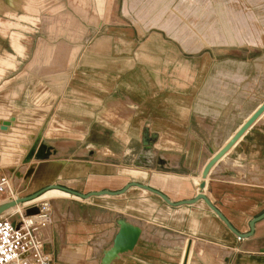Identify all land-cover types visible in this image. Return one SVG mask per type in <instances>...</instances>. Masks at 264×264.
<instances>
[{"label":"crops","instance_id":"obj_1","mask_svg":"<svg viewBox=\"0 0 264 264\" xmlns=\"http://www.w3.org/2000/svg\"><path fill=\"white\" fill-rule=\"evenodd\" d=\"M114 1L115 23L82 20L86 26L76 33L87 41L76 47L78 56L72 46L66 47L67 60L60 59L64 53L48 42L34 49L25 66L1 77L0 102L11 109L0 122V166L18 163V153H29L37 139V148L46 144L52 150L49 160H31L20 196L50 185L83 195L119 192L133 182L175 204L193 200L208 163L264 104H254L253 78L264 75L261 64L241 68L249 72L242 79L236 54L221 59L201 50L188 53L169 26L134 19L129 0ZM235 7L232 0L226 2L227 21H234ZM241 8L242 32H231L227 45L259 48L264 40L251 39L247 10ZM61 32H49L44 44ZM11 41L21 52L19 36ZM4 65L13 66L12 61ZM5 122L10 126L3 129ZM146 131L154 149L152 167L141 164ZM205 182L208 201L237 232H252L251 238L232 233L205 201L174 207L142 188L87 200L50 190L8 216L19 220L32 204L48 205L50 220L37 236L58 264H102L121 219L142 235L133 251L112 264H184L189 246L187 264H264V219L250 228L264 215V114Z\"/></svg>","mask_w":264,"mask_h":264},{"label":"rangeland","instance_id":"obj_2","mask_svg":"<svg viewBox=\"0 0 264 264\" xmlns=\"http://www.w3.org/2000/svg\"><path fill=\"white\" fill-rule=\"evenodd\" d=\"M122 1L120 5L123 4ZM229 1L129 0L128 5L129 10L133 11L134 19L142 18L141 20H146L154 27L155 25L169 26L188 53L192 50H201L200 54L212 53L218 55L221 59L236 54V59L242 60L237 62L240 67L237 66L236 71L243 79L249 73L245 70L242 71L241 68L243 67L249 69L252 66L254 68L259 67L261 64L262 72H264V43L262 42L261 45L256 46L259 48L250 49L248 45L244 46L241 43L227 45V42L232 40L230 38L232 37L230 36L231 32L234 34L242 32L241 7L244 11L247 10L246 16L249 18L247 24L250 27L248 30L251 39L254 37L255 40L257 38L264 40V0H232L236 6V13H233L234 21H227L226 19L224 7L226 2L228 4ZM115 10L116 2L114 0H0V87L4 83V78L1 77H4V74L7 75L5 71L11 69L18 71L25 66L26 61H29L32 57L35 48L52 43V46H58L60 51L64 53V55L60 54L58 56L61 59L66 57V47L74 46L75 56H78L77 51L79 49L76 47L80 48L87 41L86 35L82 38L81 32L76 33L82 31L84 25L86 26V22L82 20L93 22L94 25L99 26L105 23H115L116 21L112 19V13ZM232 25H234L233 29ZM66 29H70L72 32L63 33ZM60 31L62 32L55 34L57 38H47L44 44L43 37H46L49 32L58 33ZM92 35L91 31L90 37ZM12 36H19L22 46L21 52L13 47ZM10 61H12L13 66L8 68L4 64ZM221 70L223 69L221 68ZM224 70L227 69L224 68ZM255 81H258L257 87H254L257 85ZM244 84L245 82L243 84L238 83V86ZM253 89L255 90L254 104H260L264 100V75L258 77L254 74ZM19 102L21 103V101ZM20 105L17 104L15 107H21ZM10 109L9 105L0 102V122L4 117L3 114L7 116L9 114L7 111ZM23 137L24 135H21L20 139ZM38 143L37 139L29 153H22V158L18 153L16 156L18 163L11 166H0V173L12 176L17 187L18 197H21L20 195L33 167H29L31 160L38 161L30 157L32 150L38 149ZM19 173L24 178L21 177L22 179L17 180ZM42 204L45 203L32 204V207L27 209L29 214L26 213L25 215L31 218L38 214L42 216L47 214L48 216L46 218H32V222L37 221L39 224L49 222L50 210L42 214ZM32 211L36 213L32 214Z\"/></svg>","mask_w":264,"mask_h":264},{"label":"water","instance_id":"obj_3","mask_svg":"<svg viewBox=\"0 0 264 264\" xmlns=\"http://www.w3.org/2000/svg\"><path fill=\"white\" fill-rule=\"evenodd\" d=\"M261 109H259V111H257V113H255V115H253L249 121L243 126V128L231 139V141L226 145V147L220 151L217 155H215L213 157V159L208 163V165L206 166V168L203 171L202 174V181L200 182V192L199 194L195 197V199L190 200V201H183V202H178V204H175L173 202H171L168 197L163 194L162 192H158L156 190H154L153 188H151L148 185H144V184H137V183H129L122 191L119 192H111L108 190L102 191V192H92V193H88L87 195H83L81 193H78L72 189H67L64 188L62 186H58V185H50L49 187H46L40 191H37L35 193H33L32 195H27V196H21L19 198H17L16 200L9 202V203H4L2 205H0V217L4 216V215H8V213L11 210H14L15 208L28 204V203H32V201L37 200L38 198H40L41 196H43L44 194H46L47 192H50V190H59L62 191L66 194H71L74 197H77L81 200H87L90 199L92 197H101V196H105V195H109V196H122L124 193H126V191H128L130 188H139V189H144L146 191L151 192L152 194L156 195L157 197L161 198L164 202H166L168 205L170 206H174V207H178L179 205H193L196 204L197 202H199L200 200L205 201L206 204L208 205V207L212 210L213 213H215L219 219H221L225 225L228 227V229L234 233L236 236H238L241 239H249L252 237V232L250 234H240L239 232H237L234 227L231 226V224L228 222V220L226 218H224V216L219 212V210L214 207L210 201H208V199L204 196L203 191L206 187V179L210 173V171L213 169V166L216 165V163L222 158L224 157L230 150L231 148L234 146V144L249 130L250 126L256 122L263 114H264V104L260 107ZM10 123L5 122L3 124V129H6L7 127H9ZM153 147H152V143L149 140L148 137V132H145V137L143 138V150H142V155H141V164L143 166H148V167H152V157H151V153L153 152ZM52 150L48 149V147L46 146V144H42L39 146V148L37 150H32L30 157L35 158L38 161H45V160H49V158L52 155ZM264 219V215L254 219L251 224H250V228L251 231L254 229V225L263 220ZM118 226H119V232L115 237V241L113 246L106 250V252L103 254V260H102V264H112L113 262L121 259V256L125 255L126 253H129L131 251H133L135 249V247L138 245L139 241H140V237L142 235V230L131 224L130 222H128L126 219H121L118 220ZM189 250H190V246L188 247L186 254H185V260H184V264H187L188 262V258H189Z\"/></svg>","mask_w":264,"mask_h":264},{"label":"built area","instance_id":"obj_4","mask_svg":"<svg viewBox=\"0 0 264 264\" xmlns=\"http://www.w3.org/2000/svg\"><path fill=\"white\" fill-rule=\"evenodd\" d=\"M16 188L12 176L0 173V205L19 198ZM41 207L42 214L49 210L46 204ZM31 219L24 214L19 220L8 215L0 217V264H58L45 253L37 236L39 227L47 223L38 224Z\"/></svg>","mask_w":264,"mask_h":264},{"label":"bare ground","instance_id":"obj_5","mask_svg":"<svg viewBox=\"0 0 264 264\" xmlns=\"http://www.w3.org/2000/svg\"><path fill=\"white\" fill-rule=\"evenodd\" d=\"M200 179V178H199ZM17 208H19V207H17ZM12 211H14V210H11L10 212H12ZM9 212V213H10ZM40 217H43L42 215H37V216H33L32 218H35V219H38V218H40ZM32 221V220H31ZM36 223H37V221H35Z\"/></svg>","mask_w":264,"mask_h":264}]
</instances>
